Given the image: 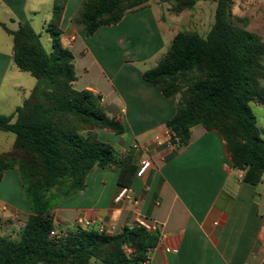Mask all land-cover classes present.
<instances>
[{
	"label": "trees",
	"instance_id": "trees-1",
	"mask_svg": "<svg viewBox=\"0 0 264 264\" xmlns=\"http://www.w3.org/2000/svg\"><path fill=\"white\" fill-rule=\"evenodd\" d=\"M67 1L53 0L46 25L51 51L29 22L15 31L0 24L13 36L17 67L37 79L12 115L0 114V131L15 136L12 148L0 153V182L8 170H16L31 207L20 231L0 235V264H144L159 244L158 229L134 226L107 234L76 226L63 231L54 219L55 206L83 191L95 169L117 172L119 186L130 187L138 168L134 156L121 157L99 138L101 129L125 132L102 95L73 86L75 56L61 42ZM150 1L83 0L71 22L91 38L102 27L145 9ZM195 4L196 0H175L170 11L180 14ZM233 5L234 0H218L208 35L179 31L157 65L142 77L165 97H178L176 113L166 124L172 147L187 146L196 126L218 131L243 181L258 185L264 176V132L251 104H264V39L245 28L247 21L233 14ZM129 233L136 234L140 252L129 243ZM127 246L134 249L131 254L125 252Z\"/></svg>",
	"mask_w": 264,
	"mask_h": 264
},
{
	"label": "crops",
	"instance_id": "crops-1",
	"mask_svg": "<svg viewBox=\"0 0 264 264\" xmlns=\"http://www.w3.org/2000/svg\"><path fill=\"white\" fill-rule=\"evenodd\" d=\"M82 2L68 0L61 22V42L75 56L73 86L102 95L105 106L125 127L123 134L98 130L99 138L121 157L134 156L137 167L146 158L152 167L143 177L135 176L130 186L139 200L137 208L114 202L120 188L117 172L95 169L83 191L55 206L59 229H72L79 217H85L94 221L91 228L115 225V233H120L142 216L161 234L144 264H264V176L258 185L244 182L222 135L202 126L192 129L185 147L156 144V136H166L178 97H165L158 86L146 82L141 65L157 62L166 49L164 15L149 5L89 38L71 22ZM52 10L51 0H0V24L12 31L24 22L35 31V24L46 29ZM26 73L14 62L13 36L0 25V114L12 115L29 96L35 82ZM255 107L257 125L264 132V104ZM6 133L0 131V148L8 140ZM14 140L9 138L7 149L0 153L9 151ZM134 144L145 151L138 154ZM9 177L21 187L19 199L3 194L1 185ZM1 207L6 210L0 212V229L10 218L11 232L21 230L31 207L16 170H8L0 182Z\"/></svg>",
	"mask_w": 264,
	"mask_h": 264
},
{
	"label": "rangeland",
	"instance_id": "rangeland-1",
	"mask_svg": "<svg viewBox=\"0 0 264 264\" xmlns=\"http://www.w3.org/2000/svg\"><path fill=\"white\" fill-rule=\"evenodd\" d=\"M51 2L53 8V0H51ZM174 2L175 0L150 1V7L155 12L164 15L163 31L165 33V39L167 40V46L166 49L160 54L157 62L154 60L147 62L145 66L141 65L143 69H152L157 65L158 61L169 49L173 37L179 31L183 29H193L198 31L201 36L206 37L215 23V12L217 9L218 0H196V4L192 10H186L180 14H173L168 11V8H170ZM233 14L236 17L243 18L245 21H247V26H245L247 30L260 34L264 39V0H234ZM41 25L42 24H35L36 32L41 35V41L45 49L47 51H51L52 40L50 34L46 31V29L40 28ZM167 27L169 29H166ZM26 76L34 80L35 85L37 84V79L30 73H26ZM251 108L254 112L257 111L255 104H251ZM5 136H8V140L3 141V145L1 146L2 148L0 149H7L9 138H15L14 134L12 133H6ZM1 187L4 195L17 197L18 199L20 198L18 190L21 187H19L12 177L6 179V181L2 183ZM7 216H9V214H7ZM5 220H7V223H5L6 225L3 226V229H0V234H2V232L4 234L11 233V229H13V226L11 225L13 221L9 222L8 220H10V218H6Z\"/></svg>",
	"mask_w": 264,
	"mask_h": 264
},
{
	"label": "built area",
	"instance_id": "built-area-1",
	"mask_svg": "<svg viewBox=\"0 0 264 264\" xmlns=\"http://www.w3.org/2000/svg\"><path fill=\"white\" fill-rule=\"evenodd\" d=\"M155 141L159 147H161V146L172 147L171 131L169 129H167L166 136L164 138L160 137V136H156ZM133 149L138 154H141L142 152L145 151L144 148L139 144H134ZM151 167H152V161L150 158L140 160L138 168H137V172H136V177H138V178L143 177ZM241 178H243V174L241 175ZM114 202L116 204L127 203V204H130L131 206H133L134 208H137L139 206V200L135 197L132 188L127 187V186H123V187L119 188V191L114 198ZM5 210H6L5 207L0 208V212L5 211ZM93 224H94L93 220H89L85 217H79L77 219V222H76V225L80 228H83V229H89L93 226ZM135 226L142 227V228H144L146 230H150V231L156 229V227L153 224H151L148 220H146L142 216L137 217ZM98 230L100 232H104L107 234H116L115 233V225H109V226L101 225V227ZM51 234L56 235L57 232L53 231V232H51ZM133 251H134L133 248L128 247V246L125 247L126 253L131 254Z\"/></svg>",
	"mask_w": 264,
	"mask_h": 264
},
{
	"label": "water",
	"instance_id": "water-1",
	"mask_svg": "<svg viewBox=\"0 0 264 264\" xmlns=\"http://www.w3.org/2000/svg\"><path fill=\"white\" fill-rule=\"evenodd\" d=\"M128 241L134 247V249L136 251H138V252L141 251V247H140L139 243L137 242V236L135 233H129Z\"/></svg>",
	"mask_w": 264,
	"mask_h": 264
}]
</instances>
